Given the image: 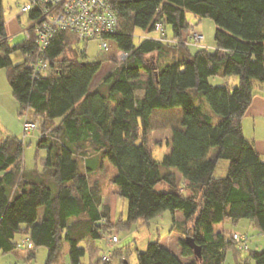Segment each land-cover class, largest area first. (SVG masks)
Masks as SVG:
<instances>
[{
	"label": "trees",
	"instance_id": "1",
	"mask_svg": "<svg viewBox=\"0 0 264 264\" xmlns=\"http://www.w3.org/2000/svg\"><path fill=\"white\" fill-rule=\"evenodd\" d=\"M3 1L0 69L11 67L9 82L20 115L30 110L31 117L41 121L37 146L46 149V158L45 174L34 171L28 175L23 166V143L9 137L0 142V251L17 252L22 248L18 239L22 235L33 248L27 249L19 264H30L40 247L48 249L47 264H53L67 241L70 264H81L89 250L81 243L102 238L120 225L112 222L111 208L103 203L99 186L89 182V157L83 158L86 171L76 157V145L90 141L117 168L114 183L118 195L128 200L127 224L180 210L184 221L173 218L172 230L189 235L193 229L191 237L202 248L200 259L183 239L181 256H194L184 263L160 242L151 241L146 250L138 252L137 264H224L230 246L239 253L248 252L235 264H264V249H241L234 233L214 227L250 219L264 235V160L242 127L253 96L264 87V0H108L120 21L119 32L111 38L129 56L119 63L113 59L115 67L104 79L106 91L91 89L105 60H87L86 51L77 44L92 39L80 42L68 29L55 30L40 54L41 59L49 60V75L34 79L30 66L38 55L34 21L50 7L49 1L22 4L32 5L26 11L31 23L26 28L29 36L24 29L25 39L18 42L8 36ZM188 12L215 21L214 50L197 47L191 54ZM157 23L164 25L165 34L135 45V29L156 30ZM167 25L172 27L173 43ZM168 45L182 46V55L156 65L146 58L154 52L165 53ZM16 52L24 55V61L13 65ZM29 52L35 54L30 59ZM142 71L147 78H142ZM234 75L239 84L232 87L227 79ZM214 76H221L224 82L213 85L210 78ZM199 99L220 116L218 122ZM178 107L182 109L181 126L172 131L170 151L157 160L147 139L151 115L157 108ZM56 119L60 126L43 135L48 130L46 120ZM214 148L217 151L210 156ZM220 159L229 161L224 177L214 175ZM173 168L189 182L190 194L179 184ZM160 183L167 189L157 190ZM243 242L247 244L245 238ZM104 255L108 257L93 264H114L115 251L113 258Z\"/></svg>",
	"mask_w": 264,
	"mask_h": 264
},
{
	"label": "rangeland",
	"instance_id": "2",
	"mask_svg": "<svg viewBox=\"0 0 264 264\" xmlns=\"http://www.w3.org/2000/svg\"><path fill=\"white\" fill-rule=\"evenodd\" d=\"M26 0H4V18L6 22V27L8 31H11L12 27L17 24V36L15 42L25 39L23 30L28 28L30 25V13L22 12V4ZM188 20L190 22V30L198 31L203 35V39L200 42V46L209 48V50H214L216 48L215 43V33L217 25L212 18L209 17H200L195 15L192 12L188 13ZM192 25H195L192 27ZM134 43L139 45L147 37H156L160 35V32L156 30H144L142 28H136L134 31ZM167 34L170 38V41L173 43L175 40L171 38L173 35V30L171 25H167ZM189 51L191 54L196 53L199 49L196 45L193 44L192 40L188 41ZM79 50H85L87 55V60L93 61L97 59H104L102 68L96 74L91 89H101L103 91L107 90L106 85L104 84V79L106 75L111 72L116 63H119V58L116 56L117 50L113 46L112 50L105 52L100 47V42L98 40H92L87 43L77 44ZM185 47V46H183ZM182 46H166L163 54L159 52H154V54L146 56L148 60H151L153 65H156V62H163L164 60L171 61L169 56L174 55L175 53L182 52ZM177 55L173 58L175 59ZM116 59L117 62L113 61ZM13 65H17L24 61V55L21 52H16L12 55ZM121 62V61H120ZM11 67H4L0 69V142L3 139L11 138L19 140L23 143V166L25 167L26 173L32 174L34 171H39L41 174L44 173L45 169V158H46V149H39L37 144L40 139V132L34 131L31 134H24L23 132V120L24 116L20 115V106L18 101L13 95L11 85L9 82V73ZM148 74L145 71H142V78H147ZM228 83L230 86H236L239 84V77L234 75L229 77ZM222 79L218 76L210 78V82L213 85H218ZM224 81V80H223ZM203 100V103L206 109L213 113L208 104L204 99H199L197 102ZM111 107L114 106L113 102H110ZM215 122H218L221 118L217 114L213 113ZM182 118V109L173 108V109H162L157 108L153 111L150 119V130L147 134L148 146L152 151L155 159L162 160L165 153L170 150L168 146V141L172 136V131L176 127L181 126ZM60 120H46L45 128L50 131H45L51 133L52 129L60 126ZM42 128V127H41ZM41 131V130H40ZM43 133V132H42ZM48 133V134H49ZM43 134V135H44ZM217 150L214 148L211 151L213 156ZM96 158L98 161L97 170L93 173H89V182L91 185H98L102 195L115 206V211L117 212L116 221L120 222L118 227L113 228L110 233L106 236H103L99 239H94L91 241H84L81 243V246L87 247L89 250L86 255L82 258L81 264H93L103 257L104 254L109 253L112 256L113 252H116V257L113 258L112 262L118 264L120 261H125L124 264H137V255L139 251L146 250L148 243L151 241H158L160 244L164 245L174 253L180 256L181 260L184 263H188L194 256L184 258L181 256L182 252V243L181 240L185 239L188 236H191L192 230L190 229L189 235H184L177 228V232L181 233V237L177 238V234L172 235L173 223V214L171 211H165L160 215L156 216L153 219L148 220L147 222L140 219L135 222L127 224V212H128V200L123 198L118 194L117 186L114 183V177L117 174V168L109 160L102 158L100 152L97 151L94 145L90 141L80 142L76 145V157L80 161L82 170L86 171L84 157ZM102 158V159H101ZM101 160V162H100ZM101 163V165H100ZM229 167V161L227 159H220L218 161L214 175L216 177H224L227 175ZM173 171L180 173L177 169L173 168ZM45 176V175H44ZM50 182V181H49ZM51 187L52 183L50 184ZM165 183H160L157 185V190L167 189ZM167 191V190H165ZM190 226V225H189ZM232 232L236 231L240 234L247 233L249 235V242L247 243L250 249L252 250H262L264 249V242H258V235L260 234L256 227L252 225L250 219H241L238 222H232L229 224ZM173 230V231H174ZM112 235H117L119 241L111 246V249L108 245V239ZM182 238V239H181ZM234 239V238H233ZM91 242L94 244V250L92 251ZM260 246H259V245ZM69 243L64 241L61 249L58 253V259L53 264H70L69 259ZM49 251L46 247H41L37 251V256L32 262V264H47ZM247 251H242L241 253L237 252L233 246L228 247L226 259L224 264H235L237 260L244 259L247 256ZM22 259H17V263L22 262ZM111 261V260H110ZM104 262V261H103ZM105 264H110V262H104ZM1 264V262H0Z\"/></svg>",
	"mask_w": 264,
	"mask_h": 264
},
{
	"label": "built area",
	"instance_id": "3",
	"mask_svg": "<svg viewBox=\"0 0 264 264\" xmlns=\"http://www.w3.org/2000/svg\"><path fill=\"white\" fill-rule=\"evenodd\" d=\"M50 7L43 12L42 17L33 20L34 35L38 40L37 57L30 61V66L33 68V78L47 77L49 75V60L41 59L40 54L49 44V40L57 29H68L75 32L77 39L80 42L88 41L89 39L98 40L103 51L109 52L113 46L117 50L116 56L121 62L125 61L129 53L118 47L117 43L111 38L120 30V21L116 11L113 9L108 0H48ZM31 4H25L22 7V12H26L31 8ZM195 25H192V27ZM156 31L162 35L165 34L164 25L157 23ZM25 35L29 36V29L24 30ZM189 40L197 47L203 39L198 31H189ZM35 54L29 52L26 56L30 59ZM23 131L29 134L34 131H40L42 123L38 119H34L30 115V110H26L23 115ZM50 131V130H47ZM46 132L44 135H47ZM234 240L239 244V248H246L248 244L243 242L244 237L239 233L233 234ZM119 241L117 235H112L108 239V245L111 248L113 244ZM19 247L32 249L33 244L28 241L22 242ZM104 259L108 256L104 255ZM18 264V263H13Z\"/></svg>",
	"mask_w": 264,
	"mask_h": 264
},
{
	"label": "crops",
	"instance_id": "4",
	"mask_svg": "<svg viewBox=\"0 0 264 264\" xmlns=\"http://www.w3.org/2000/svg\"><path fill=\"white\" fill-rule=\"evenodd\" d=\"M188 13H187V17H188ZM189 24H190V22H189ZM7 33H8L9 38L14 42L16 39L17 33H18L17 24L14 27H12L11 31H8V29H7ZM160 36H161V33H160V35H158L156 37H160ZM175 55H177V57H178V56L182 55V52H179L178 54L175 53L174 55L169 56V59H173V57ZM163 62H167V60H164ZM218 77L221 78V76H218ZM223 82L224 81L222 79V81H220V83H217V84H222ZM56 120H60V119H56ZM242 127H243V132H244L245 137L254 141L255 148H256L257 152L261 155L262 159L264 160V87H263V89H257L255 95L253 96L252 102H251L249 108L247 109V111L245 112V114L242 118ZM31 133H33V132H31ZM31 133H29V134H31ZM170 142H171V138L168 141V146L171 149ZM100 162H101V160H100ZM87 163L90 164V168L92 169V171L90 173H93L97 170L98 161L96 158L89 157V159L87 160ZM100 165H101V163H100ZM177 176L179 179V184L181 186H183V189H185V191L188 194H190L191 189L189 186V182L184 180L181 174L178 175V173H177ZM117 190H118V187H117ZM116 195H118V194H116ZM103 203L108 204L110 206V208H111V220H112V222H115L116 221V215H117V212L115 211V206H113L109 200H106V198L104 196H103ZM42 215H43V207H41L39 209V218L40 219L42 218ZM173 218H175V220L177 222H183L184 221V214L182 211L176 210L175 213L173 214ZM71 220L72 219H69V221H71ZM230 223H231V221H225V222L215 224V226H214L215 230L216 231H224V232H227L229 234L239 233L236 231L232 232V229L229 226ZM252 225L254 226L253 223H252ZM174 234L178 235L177 238H180L182 236L180 232H177L176 230H174V231L172 230V235H174ZM241 235H243V237L246 239V242L248 243L249 242V235L247 233H242ZM258 237H259L258 242H261V241L264 242V235L262 233H260L258 235ZM18 239L22 240V242L26 241V239L23 238L22 235L19 236ZM91 240H93V239H87L85 241H91ZM90 245H92V250H94V248H93L94 244L91 242ZM38 249H36V256H37ZM27 253H28V250L26 248H23V247L20 248L15 253L12 252V253H5L4 254L0 251V262H1V264H13V263H16L17 259H19V258L22 259V257H25V255H27ZM34 260L31 261L30 264H32V262H34Z\"/></svg>",
	"mask_w": 264,
	"mask_h": 264
},
{
	"label": "water",
	"instance_id": "5",
	"mask_svg": "<svg viewBox=\"0 0 264 264\" xmlns=\"http://www.w3.org/2000/svg\"><path fill=\"white\" fill-rule=\"evenodd\" d=\"M185 243L193 249L194 255L197 258H200V259L202 258V248L199 244L195 243L193 237H191V236L186 237Z\"/></svg>",
	"mask_w": 264,
	"mask_h": 264
}]
</instances>
